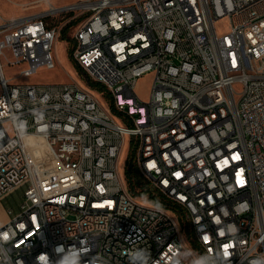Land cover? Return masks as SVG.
<instances>
[{
	"label": "built area",
	"instance_id": "obj_1",
	"mask_svg": "<svg viewBox=\"0 0 264 264\" xmlns=\"http://www.w3.org/2000/svg\"><path fill=\"white\" fill-rule=\"evenodd\" d=\"M43 1L0 14V197L28 182L0 226V264H59L80 248L81 264H131L137 250L147 264H187L189 250L197 264H264V0ZM67 12L82 16L71 58L108 104L75 81L3 72L2 58L20 75L53 68ZM125 142L144 193L119 171Z\"/></svg>",
	"mask_w": 264,
	"mask_h": 264
},
{
	"label": "rangeland",
	"instance_id": "obj_2",
	"mask_svg": "<svg viewBox=\"0 0 264 264\" xmlns=\"http://www.w3.org/2000/svg\"><path fill=\"white\" fill-rule=\"evenodd\" d=\"M54 6H63L73 4L81 0H49ZM48 5L43 0H0V14L8 19L23 18L26 16L39 14ZM74 12H67L60 14L54 21L63 24L59 38L56 40L53 52L55 66L53 68L41 67L37 72L31 75H20L23 68L22 64L9 65L6 63L5 58H2L3 72L6 78H9L13 83H60L75 81L83 86L95 96L99 97L108 104L106 96L101 95L96 90L90 89L85 83V77L77 71V68L71 58V43L72 35L75 31L77 22L82 18L81 15L74 16ZM74 16V17H73ZM68 20V21H67ZM216 28L219 33L225 31V19H219L216 23ZM65 30V33L63 31ZM9 53L8 49L5 50ZM11 58V57H10ZM154 73L152 71L146 72L138 77L135 84V91L142 99H148L151 83ZM130 157L129 143L125 142L122 152L118 159V168L122 175L125 173L126 163ZM28 185L25 181L16 188L0 197V226L3 225L11 216L8 210L11 209L13 213L20 210V203L23 199V193ZM146 202V199H142ZM187 264H197L194 254L187 252L184 254Z\"/></svg>",
	"mask_w": 264,
	"mask_h": 264
},
{
	"label": "trees",
	"instance_id": "obj_3",
	"mask_svg": "<svg viewBox=\"0 0 264 264\" xmlns=\"http://www.w3.org/2000/svg\"><path fill=\"white\" fill-rule=\"evenodd\" d=\"M63 33H65V30L63 31ZM75 66H76V64H75ZM76 68H77V71L82 74V71L77 66H76ZM84 77H85V83L90 89L96 90L98 92L103 91L104 87H103L102 84H100V83H98L96 81L90 80L86 76H84ZM109 107H110L111 111L113 113H115V109H114L112 103H109ZM125 176H126V180H127V183H128L129 190L132 191V193H137V192H135V190L138 187H140L141 189L143 187H145L146 189L149 188L148 185H147V181L144 180V178L141 176V174L139 173L136 165L132 161L131 157H129V159H128L127 163H126ZM141 191H142L141 193H144L146 190L142 189ZM156 195H157V193L151 190L149 199L154 204L159 205L160 202L155 200L156 199L155 198ZM193 246L197 247V245L195 243H193Z\"/></svg>",
	"mask_w": 264,
	"mask_h": 264
},
{
	"label": "clouds",
	"instance_id": "obj_4",
	"mask_svg": "<svg viewBox=\"0 0 264 264\" xmlns=\"http://www.w3.org/2000/svg\"><path fill=\"white\" fill-rule=\"evenodd\" d=\"M16 127L18 130L26 131V122L18 121ZM61 248H63V246H60L57 249H61ZM70 248H74V246H71ZM86 251L87 249H84V248L76 249L75 256L72 261H67L64 258H61V261L59 262V264H81L80 258ZM142 256H143V259L141 258ZM148 259H150V253L147 250H137L136 259L131 260V264H147Z\"/></svg>",
	"mask_w": 264,
	"mask_h": 264
},
{
	"label": "snow or ice",
	"instance_id": "obj_5",
	"mask_svg": "<svg viewBox=\"0 0 264 264\" xmlns=\"http://www.w3.org/2000/svg\"><path fill=\"white\" fill-rule=\"evenodd\" d=\"M228 253H227V249L225 250V255H227Z\"/></svg>",
	"mask_w": 264,
	"mask_h": 264
}]
</instances>
